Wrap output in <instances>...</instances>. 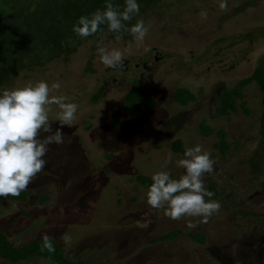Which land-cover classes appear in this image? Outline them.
I'll use <instances>...</instances> for the list:
<instances>
[{
    "label": "rangeland",
    "instance_id": "obj_1",
    "mask_svg": "<svg viewBox=\"0 0 264 264\" xmlns=\"http://www.w3.org/2000/svg\"><path fill=\"white\" fill-rule=\"evenodd\" d=\"M86 3L0 0V94L29 82H59L61 88L51 94L78 105L74 125L61 128L64 142L48 146L44 169L19 196L0 197V234L16 247L47 236L67 258L93 264H264L259 133L264 96L252 81L237 86L254 68V76L264 77V0H227L225 12L220 0H137L143 11L128 27L137 20L150 24L143 45L127 31L120 41L98 32L82 38L66 59L49 60L36 48L38 28L55 24L63 31L84 16ZM201 11L207 12L206 20ZM101 41L124 54L123 68L100 62ZM101 84L103 93L92 102ZM132 84H142L148 93L138 100L141 106L152 98L155 104L124 116L119 105L125 104L119 103ZM232 90L242 92L232 102L235 110L228 106L227 114L218 116L225 104L218 96L229 99L226 93ZM52 108L49 120L56 131L58 107ZM174 139L184 151L201 145L214 160L213 172L203 181L204 187L207 182L215 187L211 199L221 207L206 223L200 217L172 220L163 209L150 207L149 187L134 178L151 179L161 170L172 178L183 175L185 170L176 167L183 154L170 151ZM222 140L228 145L225 153ZM169 152L173 160L166 165ZM178 228L204 233V243L184 231L171 240L149 242ZM0 264L11 263L0 258ZM16 264L53 263L31 257Z\"/></svg>",
    "mask_w": 264,
    "mask_h": 264
},
{
    "label": "clouds",
    "instance_id": "obj_2",
    "mask_svg": "<svg viewBox=\"0 0 264 264\" xmlns=\"http://www.w3.org/2000/svg\"><path fill=\"white\" fill-rule=\"evenodd\" d=\"M218 7L221 12L227 11V0H220ZM139 10L137 0H125L122 10L107 2L103 10L97 9L90 16H80L73 31L85 38L100 31L101 25H106L108 32L117 34V41L122 39L121 33L127 31L137 45H143L150 24L137 20L131 27H126L124 23L138 15ZM199 15L202 20L207 19L206 11H201ZM97 52L105 67L123 68L124 54L120 50L109 49L101 41L97 45ZM60 88L59 82L49 86L45 81H38L11 90L5 89L0 94V197H16L25 191L44 169L48 146L64 142L61 128L74 125L78 105L67 102L65 96L51 94ZM53 105L58 107L56 120L60 124L56 131H53L49 120ZM42 133L47 135L40 138ZM172 160L173 154L169 152L165 164ZM176 167L185 170L179 178H172L170 172L164 170L152 175V183L146 193L147 204L154 209H163L164 215L172 220L200 217L206 223L221 207L218 201L211 199L214 193L204 187L203 176L214 170L210 151L199 144L186 148L183 157L176 160ZM193 226L189 224V227ZM63 239L65 243H71L69 236L65 235ZM43 240V248L54 252L50 238L45 236Z\"/></svg>",
    "mask_w": 264,
    "mask_h": 264
},
{
    "label": "trees",
    "instance_id": "obj_3",
    "mask_svg": "<svg viewBox=\"0 0 264 264\" xmlns=\"http://www.w3.org/2000/svg\"><path fill=\"white\" fill-rule=\"evenodd\" d=\"M107 2L113 3L114 6H119L120 10L123 9V6L125 4V0H87V3H86L87 8H86V11L84 13V16H90L97 9L103 10L105 7V4ZM142 11L143 10H141L139 12H142ZM76 21H77V19H76ZM75 22L70 24V25H66L65 29L63 31H61L60 28H58L55 24H54V26L49 25L43 29L38 28V30H40V31L38 33L37 38L35 37V39L39 45L37 44L36 48L40 47L39 49L42 52H44V51L47 52L48 57H50L49 60H53L59 56H61L63 59H66L67 56L70 55V53H72V51L75 50V48L80 44V41L82 40V38L79 37L73 31V26L77 24ZM124 23H125V26L128 27L132 23V20L124 22ZM98 32L100 34H103L104 32H106V35H108V37H112V38H114L117 35L116 33L108 32L106 25H101L100 31H98ZM98 32L94 35L85 37V39L86 38L92 39L94 36H96L98 34ZM68 33H70V35L67 38L66 35ZM125 33H127V32L124 31L121 33L122 37L126 36ZM23 44L24 43L22 42V46H23ZM254 70H256V69L254 68ZM253 71L248 76V78L242 79L239 83H237V86L240 84L241 85L245 84L246 82L248 83L250 81L254 82L255 85L257 86V88L261 91V96H262V100H263L264 77L258 76V75L254 76ZM103 88H104V86L102 84L99 85L98 89L94 92L93 96L90 97L93 99L92 102H95L96 99H98V97L100 96V94L103 93ZM144 92H145V87L142 84H137V85L132 84L130 86V88L124 94V96L122 97V99L119 103V104H121V103L125 104V106L119 105L120 112L122 113V115L130 116V115L137 113L139 111V109H146V108H150V107L154 106L155 102H154L153 98L150 100L151 103L149 102V105L141 106V102H138L140 97L143 98L144 100L147 99L146 96H148V93L147 92L144 93ZM176 93L177 92L175 91L174 95L172 97L174 102L176 101V98H178ZM136 94H137V96H136L137 99L132 101V99L134 98L133 96H135ZM191 96H192V94H191ZM228 96H231V97L229 99H224L222 94L220 96H218L219 103L225 101V104H220V108L222 109V111H224L225 114L220 112L219 114H217L218 116L226 115L227 109H229L228 106L233 108L232 102L236 98H240V96H242V92H241V90H239V92L236 90L234 92L232 90L231 93H228V94L226 93V98H228ZM189 100L190 99H188L187 97L184 99V101H189ZM129 102H132V103H129ZM182 103L183 104H180V105L186 104L185 102H182ZM234 104H235V101H234ZM234 110H235V107L233 108L232 111H234ZM87 126H89V125H87ZM140 126H143V125H140ZM259 133H260L261 144L264 146V127L259 128ZM181 145H182V143L179 139L172 140L170 143V151L172 153L178 152L179 154L182 155L184 153V150H183V148H181ZM221 147L223 149V151L221 153L227 152L226 147H228V145H227L225 140H222ZM105 153H107V151ZM111 154H112V151L110 152V156H111ZM112 157H113V155H112ZM106 159L108 160V158H106ZM105 168H106L105 172H108V173L111 172V170L107 166ZM134 178L142 186L147 185L149 187L152 183V179H150L144 175H141V174L134 175ZM205 189L213 192L214 195L217 192L215 187L209 182H207L205 184ZM260 190L262 193H264V177L261 179V182H260ZM182 231L185 232L186 236L189 239H191L194 242L197 241L196 242L197 244H203L204 243V238H205L204 233H202L200 231L192 232V231H189L187 229H179V228L178 229H172V230L166 232L165 234H161L157 237H153L149 240V242L155 243L158 241L171 240V239L177 237L180 233H182ZM51 242H52V245L55 249L54 252H49L46 248H43V243H44L43 238H40V239L35 240V241H31L26 245H21V246L16 247V246H12L10 244V242L7 240V238L0 234V258L6 260L7 263H11V264H16V262H18V261L19 262L24 261V260H27L31 257H35L37 259H44L46 261L48 260V261H51L53 264H93L90 262H84V261L77 260V259L67 258L63 254L62 248L59 247L54 241L51 240ZM116 264H120V262H117Z\"/></svg>",
    "mask_w": 264,
    "mask_h": 264
},
{
    "label": "flooded vegetation",
    "instance_id": "obj_4",
    "mask_svg": "<svg viewBox=\"0 0 264 264\" xmlns=\"http://www.w3.org/2000/svg\"><path fill=\"white\" fill-rule=\"evenodd\" d=\"M140 64H141V65H140L141 67H144V62H141ZM136 65H137V63H135V66H136Z\"/></svg>",
    "mask_w": 264,
    "mask_h": 264
}]
</instances>
